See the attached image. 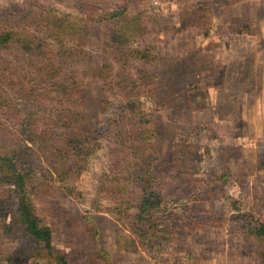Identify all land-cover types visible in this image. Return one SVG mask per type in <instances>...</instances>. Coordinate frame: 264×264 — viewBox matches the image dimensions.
Listing matches in <instances>:
<instances>
[{
  "label": "rangeland",
  "instance_id": "1",
  "mask_svg": "<svg viewBox=\"0 0 264 264\" xmlns=\"http://www.w3.org/2000/svg\"><path fill=\"white\" fill-rule=\"evenodd\" d=\"M85 2L90 12L80 10ZM122 2L0 0V14L33 12L51 46L44 57L15 42L0 47L8 101L21 116L58 115L51 100L42 111L9 85L17 78L41 94L56 81L77 91V124L88 129L86 154L66 165L78 163L72 175L60 176L49 156L63 128L46 131V152L21 144L18 159L36 172L30 193L55 248L71 264H264V241L239 216L264 221V0H135L130 15L141 34L129 49L112 41L107 15ZM5 128L18 131L11 121ZM183 148L201 160L175 169ZM144 189L164 195L160 232L123 202ZM0 202V264H57L19 223L18 198L4 193Z\"/></svg>",
  "mask_w": 264,
  "mask_h": 264
},
{
  "label": "trees",
  "instance_id": "2",
  "mask_svg": "<svg viewBox=\"0 0 264 264\" xmlns=\"http://www.w3.org/2000/svg\"><path fill=\"white\" fill-rule=\"evenodd\" d=\"M82 4L80 10L90 12V4L87 2ZM134 6L135 0H123L118 10L107 14L112 25L115 27L113 29L114 37L112 36L111 39L115 41L114 44L117 45V48L129 49L127 41L130 37L133 34H141V26L138 24V20L132 18L130 15V11ZM32 15L33 12L27 15L0 14L1 48H8L15 42L26 56L35 53L39 57H44L46 52H51L49 43L40 36V29L37 25H40L41 22L36 16ZM42 29H47V25L44 24ZM51 32H57V29H52ZM132 54L134 55L135 53ZM39 78L37 76L34 82L42 79ZM49 78L56 79L57 75L48 73L47 79ZM3 84L0 81V102H5L3 107L0 105V194L8 193V199L12 197L18 198L17 219L26 228L27 233L42 246V252H45L50 258L54 259L57 264H71L69 257L55 248L52 228L46 225L38 215L35 201L30 193L36 172L25 170L18 158L21 153V144L29 145L31 143L39 147L41 152H46L42 149L46 146V143H41L42 138L47 136L46 131L50 129L53 132H57L63 128L66 131L65 137L62 140H52L53 145L49 149L50 152L53 150L51 155H49L53 161L52 165L57 169L60 176H64L65 174L72 175L75 173L76 168L77 171L79 170L77 162L69 169L70 171L66 169L71 155L76 153L83 158L90 144L87 136L88 129L79 127L76 120V118L84 115L78 112L79 105L76 101L78 93L75 94L76 90L67 89L64 85H59L55 81L49 88L52 89V92H49L48 89V92L43 91L40 94L39 90L34 87L26 86L22 80L13 78L9 85L12 91L15 90L17 97L30 96L29 98L31 99L35 98L41 102L42 111L47 110L44 106L47 100L53 102L52 106L56 104V106L59 105L62 109V113H58V115L52 114V111H48L44 118H40L35 114L21 116L17 109L18 106L8 101L5 93L9 94V89L5 88ZM70 120L71 123H69ZM6 121L8 122L6 123ZM10 121L14 124V129L17 128L18 131L5 128ZM67 121L68 123L66 124ZM42 128L45 129L42 130ZM131 140L140 143L144 141L143 139H138L135 135ZM196 149L197 147H195ZM132 151L135 153V156L139 153L133 147ZM178 154L180 155L179 159L175 160L174 163H170L174 164L175 169H183L190 164L195 166V161L199 162L201 160V156L197 152H189L186 148L181 149ZM81 158H79V161ZM138 164L140 163L137 162L136 165ZM228 176L223 175L221 179L227 182ZM123 202L127 205L128 210H137V218L140 223H146L153 231L160 232L159 230L162 228V225L159 223L158 215L163 211V207L165 206V198L161 191L144 189L140 197L128 198ZM0 205H3V203L0 202ZM239 216L244 222H247L250 234L264 241V221L258 220L254 216L250 217L247 213H241Z\"/></svg>",
  "mask_w": 264,
  "mask_h": 264
}]
</instances>
